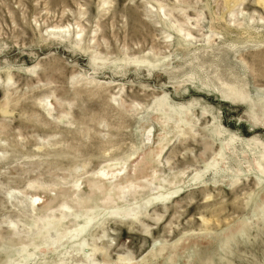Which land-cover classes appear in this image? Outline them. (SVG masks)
<instances>
[{"label":"rangeland","instance_id":"rangeland-1","mask_svg":"<svg viewBox=\"0 0 264 264\" xmlns=\"http://www.w3.org/2000/svg\"><path fill=\"white\" fill-rule=\"evenodd\" d=\"M0 264H264V0H0Z\"/></svg>","mask_w":264,"mask_h":264}]
</instances>
